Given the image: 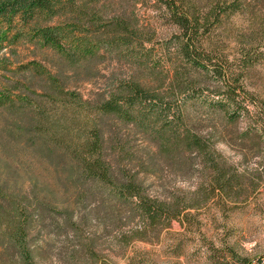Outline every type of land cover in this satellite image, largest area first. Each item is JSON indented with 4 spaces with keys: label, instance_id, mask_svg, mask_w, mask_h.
<instances>
[{
    "label": "trees",
    "instance_id": "1",
    "mask_svg": "<svg viewBox=\"0 0 264 264\" xmlns=\"http://www.w3.org/2000/svg\"><path fill=\"white\" fill-rule=\"evenodd\" d=\"M130 1L0 0V55L25 43L63 62L53 73L0 59V264H40L44 230L72 232L69 244L79 245L70 262L83 254V264H111L78 240L88 221L75 216L71 203L81 207L90 199L139 221L132 239H159L178 221L183 232L169 234L179 257L180 238H205L217 221L211 211L221 215L256 189L217 145L226 137L222 127L253 112L254 124L247 121L238 142L245 148L254 134L264 144V101L249 84L264 64V0H154L168 30L158 51V29L139 25ZM112 53L127 76L109 77L90 99L71 89L81 68L96 77L90 64ZM123 127L154 152L136 156L130 139L119 137ZM18 152L46 167L51 180L21 174ZM157 166L188 176L194 190L151 194L141 175L156 174ZM215 239L208 252H215ZM230 249L238 264H252ZM130 264L148 263L137 254Z\"/></svg>",
    "mask_w": 264,
    "mask_h": 264
},
{
    "label": "rangeland",
    "instance_id": "2",
    "mask_svg": "<svg viewBox=\"0 0 264 264\" xmlns=\"http://www.w3.org/2000/svg\"><path fill=\"white\" fill-rule=\"evenodd\" d=\"M130 2H132L131 6L139 25L152 24L153 28L158 29L154 40L155 47L152 46L155 51H158L160 44L166 43L168 30L152 9L154 0H131ZM3 58L10 66L33 63L53 73L57 72L63 63L61 57L54 51L25 43L17 45L12 51L6 50L0 55V59ZM90 67L94 69L96 77L88 79L85 75V68H81L80 74L73 76L70 82L71 89L79 92L84 99H90L93 93L102 91L109 77L113 75L125 77L128 74L127 68L121 64L115 53L109 54L102 61H94ZM0 74H3L1 69ZM249 84L250 91L255 93L258 103L263 102L264 64L259 66L252 75ZM208 94L211 95V93ZM195 113L199 115L198 111ZM255 119L253 112L246 120L240 118L235 125L227 124L224 128L222 127L221 131L226 137L224 141L218 143L217 149L231 164L235 165L239 172L246 171L250 174L249 178L253 179L256 189L249 200L228 204L226 212L221 215L214 210L211 211L217 221L213 223L212 230L206 235L207 237L192 234L180 238L183 242L181 256L176 257L173 252V247L178 244V241L169 234L183 232L178 221H174L170 229L164 230L159 239L153 234H150L149 241L132 239L133 232L141 227L139 221L121 211L114 214L113 210L105 206L101 207L93 199L88 200L81 207L75 205L74 202L71 203L76 212L75 216L84 215L88 221L81 225L82 235L78 240L92 244L96 254L111 264H130V259L137 254L138 261L140 258L148 264H238L232 257L233 254L231 256L230 248H233L236 255L248 257L252 260V264H258L260 259H264V153L262 157L258 156V151L264 147V144L258 145L256 141H261V139L255 140L254 134L249 138L245 148L241 147L238 142L247 129V121L250 120L254 124ZM2 122L0 116V124ZM206 125L208 124H204ZM118 129H120V138L122 134L124 138L130 139L132 149L134 153H137L136 156L146 159V153L154 152L153 148L143 139L134 135L127 137V128L123 127L122 132L121 128ZM15 157V160L20 162L21 174H32L41 180H51L46 167L29 154L18 152ZM156 169V174L141 175V179L151 194H163L166 189L194 190V181L188 176L184 178L181 174H176L175 171L163 166H157ZM200 212L205 215V211ZM204 223L210 224L207 221ZM69 233H71L69 237L66 236V231L61 230H44L40 233L43 247L40 264H83V254L74 262L68 259V254L77 249L74 245L75 247L79 245L77 240L69 244L68 241L73 238L72 232ZM212 238H216L217 248L215 252L210 250L208 252V245Z\"/></svg>",
    "mask_w": 264,
    "mask_h": 264
}]
</instances>
